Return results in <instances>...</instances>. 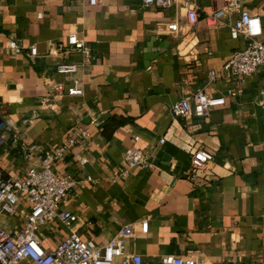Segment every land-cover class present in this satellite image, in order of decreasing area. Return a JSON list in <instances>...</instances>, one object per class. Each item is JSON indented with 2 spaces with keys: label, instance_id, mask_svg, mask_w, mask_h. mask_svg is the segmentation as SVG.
I'll return each mask as SVG.
<instances>
[{
  "label": "crops",
  "instance_id": "crops-1",
  "mask_svg": "<svg viewBox=\"0 0 264 264\" xmlns=\"http://www.w3.org/2000/svg\"><path fill=\"white\" fill-rule=\"evenodd\" d=\"M227 1L193 0L197 19L189 27L179 0L166 7H144L141 0L92 6L86 0H0V170L20 178L37 164L34 156L22 157L28 146L50 155L64 146L52 168L76 181L57 205L75 220L40 226L42 246L52 248L71 231L103 244L130 223L124 251L145 262L171 254L202 264H264V69L240 78L223 68L233 50L244 47L241 36L228 34L235 14L214 24L204 17ZM242 5L259 15L264 34V0ZM172 21L176 32L170 33L164 27ZM69 32L83 39L87 59L57 48L66 47ZM9 39L19 51L7 47ZM31 45L33 59L25 54ZM57 62L77 68L58 74ZM73 79L80 95L66 94ZM198 90L222 96L223 103L199 118L170 113L172 103ZM80 129L86 137L69 142ZM198 146L211 160L188 180ZM126 147L142 151L152 166L112 179ZM26 209L20 198L11 214L0 215V226H21ZM142 220L145 232L138 227Z\"/></svg>",
  "mask_w": 264,
  "mask_h": 264
},
{
  "label": "built area",
  "instance_id": "built-area-1",
  "mask_svg": "<svg viewBox=\"0 0 264 264\" xmlns=\"http://www.w3.org/2000/svg\"><path fill=\"white\" fill-rule=\"evenodd\" d=\"M98 0H86L90 6L95 5ZM142 6L149 7L157 5L166 7L175 0H141ZM182 10L184 24L192 26L197 19V7L193 0H179ZM235 14L228 25V34L231 39L241 36L244 47L233 50L223 68L232 74L243 78L255 73L259 67L264 69V34L261 27L259 15L246 9L242 0H228L221 7L205 15L209 24L222 21L225 17ZM167 32H176V23L172 21L164 27ZM66 47L57 43V48L67 51H79L85 59L89 57V50L82 38L74 32H69L65 39ZM7 47L19 51L18 44L14 39H9ZM29 59L36 56V48L31 45L25 52ZM76 65L71 62H57L54 72L58 74L73 73ZM207 76L212 79L213 71H208ZM61 89L60 84L55 85ZM66 94L80 95L81 88L77 79L66 87ZM223 103V97H211L203 91L198 90L188 96L182 97L170 105V113L173 116L199 118L206 114L211 106ZM260 110L264 118V93L260 101ZM86 137L84 130L74 133V142L79 138ZM136 136L132 137L135 141ZM3 133L0 132V145L4 143ZM162 139H158L162 143ZM64 146L54 149L53 155L45 151L34 152L33 146H28L22 154L24 159L34 156L36 165L28 166L25 174L20 178L5 177L0 170V215L11 214L17 201L21 198L25 201L27 209L23 214L21 226L5 229L0 226V264H202L201 261L192 256H176L163 254L156 261L145 262L140 255L124 251V239L132 234V224L120 226L116 233L103 244H95L90 239L81 237L76 232H69L61 238L52 248H45L39 242L37 230L47 222L57 220L64 224L71 223L75 216L68 211L57 209L58 203L66 198L71 192L75 179L71 175H59L52 168L51 160L56 157L60 159L63 155ZM211 160V155L201 146L193 149L189 157V165L185 172V178L193 180L198 170L206 169ZM84 162V159H79ZM152 166L149 157L137 148L126 147L122 155V168L114 170L111 178L125 177L132 167L147 169ZM89 180V178H87ZM141 232L146 231V221L138 223Z\"/></svg>",
  "mask_w": 264,
  "mask_h": 264
}]
</instances>
